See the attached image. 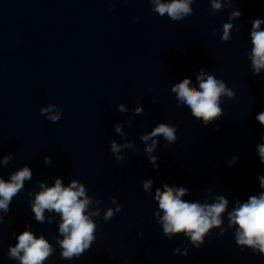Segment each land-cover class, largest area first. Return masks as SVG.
I'll use <instances>...</instances> for the list:
<instances>
[{"label": "clouds", "instance_id": "9594fccd", "mask_svg": "<svg viewBox=\"0 0 264 264\" xmlns=\"http://www.w3.org/2000/svg\"><path fill=\"white\" fill-rule=\"evenodd\" d=\"M218 8V4H214ZM156 11L161 15L168 13L173 20L179 18V13H187L190 11L186 3L174 0L172 4L158 5ZM260 21H255L254 28L259 27ZM231 25L224 26L225 35L223 39L227 40V32ZM253 44L255 45L254 54L258 58L254 60L257 69L264 65V32L252 33ZM189 80L185 79L182 83L173 88L177 91L180 98L186 100L191 107L192 113L197 118H203L205 123L221 114V109L217 106L219 96L225 92L223 83L218 84L217 81L209 76L206 81L200 83V90L189 89ZM231 95V93H229ZM55 120L56 117H51ZM258 119L264 123V114ZM163 134L167 139L174 140V130L161 124L151 135ZM148 139V137H144ZM115 147V146H114ZM150 150V149H149ZM261 158L264 160V146L259 148ZM31 177L28 168H24L12 177L13 183H5L0 180V207L6 208V202L22 187V183L26 178ZM264 185V181H262ZM75 182L72 187L64 189L61 187L59 180L56 181L55 187L40 192L36 196L33 211L37 220H43V210H56L62 213L63 223L60 225L61 233H67L65 239L61 242L65 249L63 256L71 258L73 254H79L84 247L93 239L92 233L95 225L84 215L87 201H80L78 197L83 195V188L79 191H73ZM147 187V184L145 185ZM167 187V186H165ZM184 194V189H180L175 195L173 190L168 188L163 194L159 193V206L164 210V229L166 233H178L181 231L192 233V240H200L211 226L220 224L219 216L225 211L227 201L220 198V202L201 207L196 203H185L179 199ZM112 216V211L106 215V219ZM231 219L242 229V235L238 239L240 244L253 245L258 243L261 251L264 252V194L259 198L252 196L249 202L241 205L234 213ZM24 255L20 258L21 264H41V262L49 255L50 247L48 242L41 237L35 239L30 232H24L19 236V243L16 248L11 250L13 256L18 255L20 251Z\"/></svg>", "mask_w": 264, "mask_h": 264}]
</instances>
